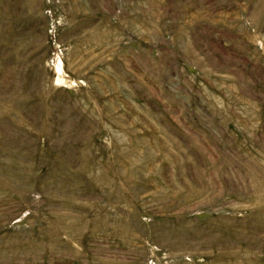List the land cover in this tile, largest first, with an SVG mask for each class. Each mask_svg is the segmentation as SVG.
I'll list each match as a JSON object with an SVG mask.
<instances>
[{"label": "rangeland", "instance_id": "374dc122", "mask_svg": "<svg viewBox=\"0 0 264 264\" xmlns=\"http://www.w3.org/2000/svg\"><path fill=\"white\" fill-rule=\"evenodd\" d=\"M0 264H264V0H0Z\"/></svg>", "mask_w": 264, "mask_h": 264}]
</instances>
